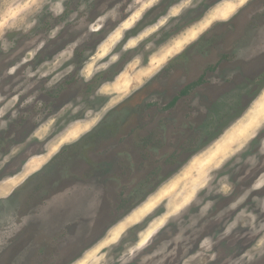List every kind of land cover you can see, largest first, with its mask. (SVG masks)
<instances>
[{
    "label": "clouds",
    "instance_id": "obj_1",
    "mask_svg": "<svg viewBox=\"0 0 264 264\" xmlns=\"http://www.w3.org/2000/svg\"><path fill=\"white\" fill-rule=\"evenodd\" d=\"M217 3L219 0H0V183L9 185L0 191V252L34 221L31 211L12 203L20 190L65 149L79 145L106 122L117 117L123 120L127 115L123 106L146 88L152 91L144 102L161 106L158 78L166 71L174 72L172 66L182 62L189 49L216 25H230L252 0H231L229 14L210 16ZM193 25H197L195 31H191ZM185 32L188 37L183 47L173 46L174 38ZM165 48L168 57L158 59ZM231 53V63L236 66L223 75L217 69L208 77L210 85L222 88L225 81L241 76L240 66L251 68L264 59V25L233 45ZM117 82L124 86L117 88ZM179 83H185L183 77ZM65 93L67 97L61 100ZM260 95H264V82L259 80L234 87L219 95L216 110L209 111L194 91L185 98L187 111L183 114L163 124L159 118L146 116L145 129L154 130L157 139L169 145L167 151L149 148L151 162L159 166L193 121L205 117L208 127L200 135L206 136L242 96L247 97L238 115L227 120L207 143H198L142 194H138L134 160L129 153H121L132 175L126 182L114 178L115 191L128 203L121 207L113 202L98 232L103 188L95 206L86 212L71 205L60 209V227L70 230L60 247L88 240L70 264H85V255L90 256L87 264H264V118L240 136L226 140L214 155H204ZM18 122L29 125L19 139ZM196 157L203 158L202 167L186 174ZM36 159L42 161L41 166L31 168L30 162ZM17 160L18 166L13 167ZM177 176L182 179L175 189L156 195ZM150 197L155 200L145 213L133 216ZM40 223L45 232L57 227L51 216ZM48 264H63V259L57 255Z\"/></svg>",
    "mask_w": 264,
    "mask_h": 264
},
{
    "label": "rangeland",
    "instance_id": "obj_2",
    "mask_svg": "<svg viewBox=\"0 0 264 264\" xmlns=\"http://www.w3.org/2000/svg\"><path fill=\"white\" fill-rule=\"evenodd\" d=\"M230 3L231 0H219V3L210 10L209 15L221 16L226 11L229 14ZM262 10H264V0H252L246 10L235 17L230 25H216L192 49H189L184 54L182 62L172 66L175 68L174 72L163 73L157 80L159 87L156 89L157 94L162 97L161 106L144 102V96L151 94L152 91L151 87L146 88L143 93L138 94L123 106V109L127 111L123 120L117 117L111 122L102 124L85 137L79 145L65 149L44 171L34 176L20 190L18 197L12 201L13 204H21L23 211H31L34 214V221L11 242L8 248L0 252V264H48L49 259L57 255L63 259V264H70L72 258L77 255L81 247L88 243V240L60 247V242L68 236L70 230L60 227L63 214L59 210L71 205L78 211L86 212L95 206L101 195L100 189L103 188L104 205L101 221L97 226L98 232L108 219L113 202H118L121 207L128 203L121 199L120 192L115 191L116 179L114 178L126 182L132 175L127 160L120 155L121 153H129L134 160V170L139 180L138 194H142L154 184L159 176L166 175L180 160L186 158L198 146V143H207L227 120L238 115L247 103V97L242 96L233 111L222 117L216 128L209 131L206 136L200 135L208 127L205 117L197 118L186 132L177 137L173 146L174 151L163 164L157 166L151 162L150 147H159L167 151L169 145L157 139L154 130L145 129L146 116L153 120L159 118L158 122L163 124L172 116L183 114L187 111L185 98L194 91L200 94L202 103L208 106L209 111H215L217 108L215 100L219 95L234 87L251 85L257 80L264 82V59H262L251 68L240 66L241 76L237 80L225 81L222 88L208 83V77L214 74L217 69L223 75L226 70L236 66L231 63V48L253 36L255 29L264 25V11ZM249 15H251V19H249ZM196 27L197 25H193L191 31H195ZM187 37V32L176 36L172 45L183 47ZM168 55L169 51L165 48L160 51L157 58L164 60ZM181 77L185 83L200 78L203 84L197 85L187 95L179 97L175 103L169 105L167 104L169 100L185 84L179 83ZM65 83L70 85L72 81ZM123 86V82L116 84L117 88ZM67 95L68 93H65L60 99L63 100ZM249 95H251L250 90ZM144 104L145 109H143ZM263 104L264 95H260L238 122L225 132L220 141L208 146L204 155L209 157L214 155L222 149L226 140L240 136L253 122L264 118V114H261L264 111ZM164 113H168V116H164ZM152 115L154 117L150 118ZM128 130L132 131L126 134ZM68 134H71V130ZM18 164L19 160L14 162L13 167ZM41 164L42 161L39 159L32 160L30 167L39 168ZM202 164V157L194 158L186 174L199 171ZM181 179L180 176L175 177L168 188L156 195L168 194L177 187ZM7 186L9 185L0 183V191H3ZM154 200L155 197H150L144 205L135 209L133 216L138 217L144 214L148 204L153 203ZM50 216L53 217V222L57 227L51 232H45L40 221L47 220ZM89 259V255L84 256L85 264Z\"/></svg>",
    "mask_w": 264,
    "mask_h": 264
},
{
    "label": "flooded vegetation",
    "instance_id": "obj_3",
    "mask_svg": "<svg viewBox=\"0 0 264 264\" xmlns=\"http://www.w3.org/2000/svg\"><path fill=\"white\" fill-rule=\"evenodd\" d=\"M198 80V79H197ZM194 81H196V80H194ZM194 81H187L183 86H182V88L184 87V86H186L187 84H189L190 82H194ZM199 84H203V82H201V83H199ZM198 84V85H199ZM181 88V89H182ZM194 89V88H193ZM178 93V92H177ZM177 95V94H176ZM176 95H174L170 100H169V102L167 103V104H170V102L173 100V98L176 96ZM184 96V95H183ZM179 99V98H178ZM177 99V100H178ZM176 100V101H177ZM175 101V102H176ZM174 102V103H175ZM166 104V105H167ZM166 105H164V106H166ZM143 109H145V104L143 105ZM155 113V112H154ZM154 117V115H152L150 118H153ZM28 127H29V125L28 124H26V123H23V122H18V128H19V131H18V133H17V139H19V138H21L22 137V135L23 134H25L26 132H27V130H28ZM13 130H16V129H13ZM132 130H134V129H132ZM132 130H128L127 132H126V134H128V133H130ZM7 135L8 134H5V139H6V137H7Z\"/></svg>",
    "mask_w": 264,
    "mask_h": 264
},
{
    "label": "trees",
    "instance_id": "obj_4",
    "mask_svg": "<svg viewBox=\"0 0 264 264\" xmlns=\"http://www.w3.org/2000/svg\"><path fill=\"white\" fill-rule=\"evenodd\" d=\"M201 82H202V79L199 78L198 80H196L194 82H190L189 84L184 86L182 89H180L178 91L177 95L173 98V100L170 102V104L172 105L179 97H181L183 95H187L193 88H195ZM91 137L94 138L93 136H91Z\"/></svg>",
    "mask_w": 264,
    "mask_h": 264
},
{
    "label": "bare ground",
    "instance_id": "obj_5",
    "mask_svg": "<svg viewBox=\"0 0 264 264\" xmlns=\"http://www.w3.org/2000/svg\"><path fill=\"white\" fill-rule=\"evenodd\" d=\"M226 13L228 14V11H226L225 14H223V15H227ZM221 16H222V15H221ZM263 105H264V104H263ZM259 107H261V106H259ZM262 109H263V108H262ZM261 114H264V111H263V113H261ZM259 117H260V116H259ZM259 117H258V118H259ZM259 119H260V118H259ZM257 121H258V120H257ZM84 261H85V260H84Z\"/></svg>",
    "mask_w": 264,
    "mask_h": 264
}]
</instances>
